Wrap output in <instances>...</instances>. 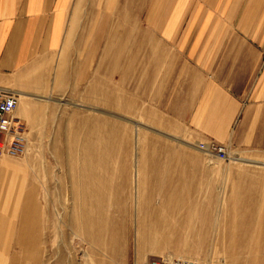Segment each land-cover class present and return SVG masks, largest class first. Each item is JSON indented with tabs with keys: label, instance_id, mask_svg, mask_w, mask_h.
<instances>
[{
	"label": "rangeland",
	"instance_id": "obj_1",
	"mask_svg": "<svg viewBox=\"0 0 264 264\" xmlns=\"http://www.w3.org/2000/svg\"><path fill=\"white\" fill-rule=\"evenodd\" d=\"M114 2L72 0L62 49L33 68L15 112L26 111L24 150L0 158V264H141L166 255L264 264V153L210 159L163 130L131 77L123 84L108 75L101 86L99 60L85 81L69 69L74 31L75 43L84 39L92 30L84 23Z\"/></svg>",
	"mask_w": 264,
	"mask_h": 264
},
{
	"label": "crops",
	"instance_id": "obj_2",
	"mask_svg": "<svg viewBox=\"0 0 264 264\" xmlns=\"http://www.w3.org/2000/svg\"><path fill=\"white\" fill-rule=\"evenodd\" d=\"M71 3L0 0V87L19 95L15 112L36 63L62 49ZM109 5L92 26L84 23L83 32L92 28L84 39L75 43L74 31L69 69L79 82L99 60L101 86L108 75L123 84L131 77V90L149 93L169 135L264 153V0ZM25 113L15 115L26 123Z\"/></svg>",
	"mask_w": 264,
	"mask_h": 264
},
{
	"label": "built area",
	"instance_id": "obj_3",
	"mask_svg": "<svg viewBox=\"0 0 264 264\" xmlns=\"http://www.w3.org/2000/svg\"><path fill=\"white\" fill-rule=\"evenodd\" d=\"M19 103L16 92L0 87V158L16 156L23 152L26 143V128L15 115ZM195 147L205 156L222 161L232 158V151L222 143L213 140L197 141ZM135 264V263H133ZM141 264H196L187 259L172 258L168 255L147 260Z\"/></svg>",
	"mask_w": 264,
	"mask_h": 264
},
{
	"label": "bare ground",
	"instance_id": "obj_4",
	"mask_svg": "<svg viewBox=\"0 0 264 264\" xmlns=\"http://www.w3.org/2000/svg\"><path fill=\"white\" fill-rule=\"evenodd\" d=\"M25 96H26V95H25L24 93H21V92H20V98H21V99H24ZM96 222H97V225H99V226H103L107 221H106L105 218H98V219L96 220Z\"/></svg>",
	"mask_w": 264,
	"mask_h": 264
}]
</instances>
